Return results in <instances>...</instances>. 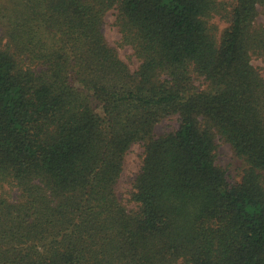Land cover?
I'll return each mask as SVG.
<instances>
[{
  "label": "trees",
  "instance_id": "16d2710c",
  "mask_svg": "<svg viewBox=\"0 0 264 264\" xmlns=\"http://www.w3.org/2000/svg\"><path fill=\"white\" fill-rule=\"evenodd\" d=\"M259 5L0 0V264H264ZM109 10L135 68L103 34ZM218 138L246 162L236 183Z\"/></svg>",
  "mask_w": 264,
  "mask_h": 264
},
{
  "label": "rangeland",
  "instance_id": "374dc122",
  "mask_svg": "<svg viewBox=\"0 0 264 264\" xmlns=\"http://www.w3.org/2000/svg\"><path fill=\"white\" fill-rule=\"evenodd\" d=\"M229 7V4L233 0H221ZM211 24L215 26L216 38L219 39L224 33L226 27L229 25L228 21L216 14L211 19ZM255 26H264V6L259 5L257 15L253 22ZM102 31L107 41L117 47L119 55L124 59L131 68H135L138 64L137 59L133 55V51L128 45H119L120 33L114 24V12L109 10L104 16V23ZM1 38V33H0ZM251 63L263 74L264 73V58L257 55L251 56ZM178 126L177 117L172 115L162 119L154 129L156 134L164 131H170L176 129ZM218 148L216 153V163L223 167L226 171L227 177L231 183H236L240 180L244 169L246 168V162L243 158L239 157L231 144L222 138L217 139ZM143 157V144L134 143L129 151L125 155L123 171L118 184V192L121 198L128 202L129 191L131 188V180L135 173L139 170L141 160ZM130 203L129 206H132Z\"/></svg>",
  "mask_w": 264,
  "mask_h": 264
}]
</instances>
